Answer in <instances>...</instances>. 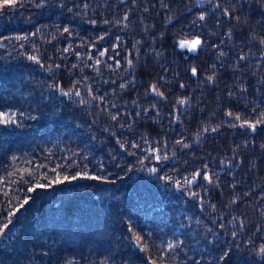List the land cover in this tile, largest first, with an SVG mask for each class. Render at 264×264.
<instances>
[{"label":"trees","instance_id":"trees-1","mask_svg":"<svg viewBox=\"0 0 264 264\" xmlns=\"http://www.w3.org/2000/svg\"><path fill=\"white\" fill-rule=\"evenodd\" d=\"M0 264H264V0H0Z\"/></svg>","mask_w":264,"mask_h":264},{"label":"rangeland","instance_id":"rangeland-1","mask_svg":"<svg viewBox=\"0 0 264 264\" xmlns=\"http://www.w3.org/2000/svg\"><path fill=\"white\" fill-rule=\"evenodd\" d=\"M195 41L196 40H187L184 38H178L176 39V44L183 50H193L197 46V44L194 45ZM182 43L184 44L183 47L181 46Z\"/></svg>","mask_w":264,"mask_h":264},{"label":"snow or ice","instance_id":"snow-or-ice-1","mask_svg":"<svg viewBox=\"0 0 264 264\" xmlns=\"http://www.w3.org/2000/svg\"><path fill=\"white\" fill-rule=\"evenodd\" d=\"M203 18H204V17L202 16L201 19H203ZM199 43H200V42L197 40V41L194 42V45H195V44H199ZM181 46L183 47L184 44L182 43ZM193 47H194V46H193ZM193 73L195 74V69H193ZM206 179H207V177H206Z\"/></svg>","mask_w":264,"mask_h":264}]
</instances>
